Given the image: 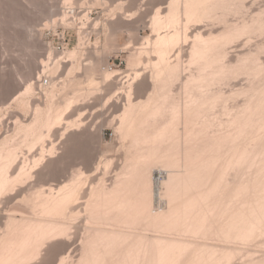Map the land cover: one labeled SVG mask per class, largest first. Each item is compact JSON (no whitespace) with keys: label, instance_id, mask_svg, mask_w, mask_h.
Returning a JSON list of instances; mask_svg holds the SVG:
<instances>
[{"label":"rangeland","instance_id":"374dc122","mask_svg":"<svg viewBox=\"0 0 264 264\" xmlns=\"http://www.w3.org/2000/svg\"><path fill=\"white\" fill-rule=\"evenodd\" d=\"M171 1L172 0H0V168L1 169L3 168L5 170V173L9 177V178L7 177V179L8 180L10 179L9 182H12L11 184L8 183L9 187L8 185L5 186L7 187L6 188L7 190L4 189L5 191L3 190L4 186L0 185V187H2V189H0V238L1 237L2 239L6 238L8 231H10L11 228L13 230V227L18 226L16 225V223L18 222V224H20L19 222L24 221V219L47 221V218L50 219L51 217H53L51 218L53 219V222L58 221V222H62V224L64 222V225H66V223H68L69 225V227L68 225H66L67 235L64 234L65 236L64 238H59L60 236H57L58 238L57 240L55 237L53 240H51L52 242L50 241L45 243L44 245L46 246L44 247L43 245L42 246L43 249L41 247L38 253V255L40 254L41 256L39 255L37 257L36 254L35 259L36 258L38 259L35 260L33 259L34 257H32L33 260L30 259L31 261L28 263L30 264H72L73 263L74 264L79 260L78 257L81 256L80 254L83 252L85 245L84 243H86L85 240H88L87 236L89 237V235L92 234L91 231L94 230L92 229V227L94 228L95 226L100 228V226L101 227L104 226L105 228L103 227L102 230L105 229L108 230L113 227L112 225H110L109 227V225L105 221L103 224L101 222L102 225L99 226L100 223H98V225L96 224L98 220H96L95 223L94 221H91L93 219H87L90 218L89 216L90 214L87 215V213L91 212L88 211L87 209H89L88 206L91 207V205L93 204L92 203L93 199L96 200L100 189L106 188V186L107 188H112L114 184H117L116 180L117 179L119 180L121 177L124 176V174L125 177L127 174H128L127 177L131 176V172H130L131 169L129 170V168H131L130 166L132 165V163L130 164V162H132V156L135 157V152L137 155L140 154L139 151L141 152V149L144 147L141 144H139L138 147L137 145H134L133 139L135 138V136L137 137L138 134L135 132V130H133L132 126H131L132 128L129 126V124L133 125L131 124L133 119L132 121L129 120V122L131 123L125 124L128 122L126 121L128 120L126 119L128 117L125 118L127 114L125 112V109L128 108L131 102H133V104L134 105L136 104L137 106L143 103L144 101L147 100L148 96L152 92H153L152 95H154L156 98L157 97L159 98L158 95H155L156 93L154 94V92L159 91L158 89L159 86H160V91L163 90L165 93L172 92L171 96L169 98H166L165 100V98L163 97L165 93L163 91H162L163 93L159 91L162 95L159 94V92L157 93L161 96L159 98L160 100L159 99L156 100L161 102L159 103L160 104L159 108L161 111L159 110L160 113L157 112V114L156 113L153 114V116L156 118H154L152 114H150L152 116V118L151 116H149V119L151 118L150 121L148 119L144 120L143 117H145V112H142L143 109L141 111H140L141 108H139L135 112L131 111L132 113H134V115L133 114L131 115L134 116V119L136 118L135 119L136 123L134 121L133 123L134 125L136 124L135 126L137 127V130L139 128L138 126H140V124L142 125L143 121L141 119H143L144 122L148 121L147 124L150 127L148 125H144V126L142 125L144 130L147 131L148 129L147 132L153 129L152 127L153 125L155 127L156 125L158 126L163 123L164 125H166V123L171 121L170 118H172L173 116V112L172 111L168 112V111L169 109L172 110L174 104L175 105L184 104L185 106V104L187 105L189 103L188 105H190L191 103L190 107L193 109L195 108V106H197V104L195 105L193 101H195L198 104L205 103L206 105L204 104V107L205 106L207 108L209 107V112L208 114L206 112L203 113V115L200 117L201 119L199 118L193 121L192 123L186 122L183 116L182 117L177 116L178 120H175V122H173L172 124L174 125L175 123H177L175 124V126L176 128H178L177 129L178 134L180 135L179 136L177 134V138L179 137L180 139L177 140L179 144L175 146L176 148L171 146L170 144L167 145L164 144L165 146L162 145L160 147V151L158 152L160 154L152 153L155 155V159L154 156L151 154V160L153 159L152 162L154 163L152 165L153 166L155 165V167H153L152 165L149 166L151 170L149 169V167H147L149 174L154 168L160 171H162L163 169V171L165 170L164 172L166 174L164 178L158 181V183L154 179L153 181H151V183L153 182L152 183L153 186L152 184L150 185V189L153 188L151 190L153 191L152 193H154L153 199H155L156 205L159 204L161 208L163 207V209H165L167 207V200L168 201L171 200V198H173L174 196L177 195L181 199L183 198L185 200L186 198H190L189 195L190 196L193 195L196 198L195 199L196 209L199 206L200 209L203 208L206 212L203 209H201L203 216L205 215L201 220L195 217L197 216L196 213L197 211L195 210L192 211L190 210V212L187 213L190 216H188L187 214H183L182 212L176 213V215H174L173 217L174 219L171 218L173 224H171V222L169 223V222H165V220H162L163 225L166 226V228L168 227L170 231H168V229H166L164 226L163 227L165 229L163 228L161 230L158 229L157 226L156 227L152 226L153 228L151 226H149V228L145 226H140L141 228L140 227L131 228L133 230L132 233L135 232L136 229V231L141 232V234L144 233L146 236H149V238H153V237L155 238L158 236L162 238L164 237L168 240L172 239L170 241L171 243H173L176 240L175 238H177L178 242L184 241V243L180 242V244L181 245L183 244L184 247L185 245H187L185 243L190 242V244L188 243L189 246L187 245L188 247L187 246L186 247L189 249L192 246L191 249L189 250V252L192 250L191 251L192 253L191 252L189 253L187 248H186L187 251L185 250V248L180 252L178 251L179 255H177V253L175 252L178 258L174 260L173 262L174 264L178 262V259L181 260L183 253L186 254L185 255L183 254L184 257L182 258L181 261L179 260V262H181L182 264H185V262L186 264H192L193 261L195 262V259L196 262L194 264L196 263L205 264V262L206 263L208 262V264H217V263L231 264L233 261H234L233 264H248V263L257 264L259 263V260L264 263V233H263L264 223H262V219L264 221V214H262L264 213L263 211L264 202H262L264 201L263 200L264 164H262L264 162L263 161L264 160V149H263L264 130L262 129L263 127L262 128L259 127L262 130L260 133H259L260 129L258 128L257 130V127L261 123H264V115H263L264 114V104H263L264 103V88H263L264 87V65H263L264 64V22H263L264 0H234V1L224 0V2L223 0L222 1L217 0L218 1V2L216 1L217 3L216 2H213V4L211 3V6L214 5V7L209 6L210 9L208 13L209 14L208 18L204 17L202 21L201 18L202 16L201 13L199 12L198 16L196 15V17L198 18L194 17V20L196 18L199 19V21L197 20L193 22V20H190L189 23L186 20L188 22L187 26L185 25L186 22L184 19L185 18L189 19V18H187L188 17L187 14H185V12L183 11L184 10L183 1H181L182 3L181 8L183 10L180 8L182 11V12L180 11V15L182 13L185 14L187 17L185 16L184 18L182 15V18H180L181 16L179 15V19H178L179 22L181 21L183 22V24L180 22L179 25L178 24L176 25L175 23L170 22L171 21L170 19H172L173 16L169 14V11L171 10L170 8ZM215 4L216 5L219 4V5L216 6ZM179 7L177 12L178 14L180 10ZM190 15L191 17H193L192 14ZM160 19H162L163 21H160ZM165 19L166 20L169 19L171 25L169 24V26L168 25L166 26L165 23L163 26H161L160 24L162 22L163 23L164 21L168 22ZM157 20L158 22L160 21L159 23L160 26L156 24ZM249 21L251 23H249ZM197 24L199 26L201 25V28H199ZM172 25L174 27L176 26V28H173ZM180 25L183 28L182 31L185 33L181 34L182 31H180L181 30ZM204 26L206 27L204 28ZM198 28L201 29L199 30L201 32L200 34L204 33L203 34L204 37L206 36L207 38V36L209 37L216 36L219 38L218 39L219 42L222 41L221 44L224 54L219 62L220 64L223 62L222 65L224 64V67H222L221 65V68L223 69H220V65H217L216 67L217 63H215L214 70L215 69L217 70L215 71L213 69H212L213 71L211 69L210 70L211 72H214V74H216L217 73L216 71H218L219 69L225 71L223 73L222 71L220 73L218 72L219 74H223L221 75V78L218 73H217V75L219 76L218 78H216L217 75L212 76V73H210L211 76H209V79L211 80V83L209 80V84H211L209 87L212 86L215 91L211 89L212 87L205 88L206 83L204 85L203 84L204 81L200 83L204 85L206 91L203 90L204 88H202L203 87L202 85H201L202 87H200V85L193 86L194 84L193 85L189 84L188 88L187 85L184 86L186 82L183 81H187L186 79L190 78L192 73L193 75L199 73L198 65L191 63L192 54H190V52L192 51L190 52L186 51L192 49L194 44L193 41H195V37H196L195 35L199 34ZM216 32L219 33L216 34ZM178 34L180 35V37L182 36V38L183 37L184 38L183 39L180 38ZM190 34L191 35L193 34L194 37H192ZM233 35L236 38V40L233 37ZM185 36H187L186 39ZM191 38L192 39L194 38V40H191ZM188 40H190L191 43L190 42L187 43ZM222 59H226V61ZM256 59L259 61H257ZM176 61H178L179 64L181 63L182 66L179 65L180 71H178L179 67L177 69L175 68L176 73L174 77L173 76L174 72H172L174 70L167 69L166 71H164L163 68L165 69L166 67L169 68V65L171 66L172 63L173 66H176L177 63ZM229 63L231 67H229L230 66ZM186 66H188V69H186L187 68ZM159 69H160V73L158 71ZM207 69L208 71H206L205 75H209L208 74L210 72L209 68ZM161 71H164V73L162 72L163 77L159 76L158 78L156 74L160 75ZM167 71H169L168 75L170 74L171 77L170 76L168 77V75H166ZM138 72L140 73V75L138 76V78H135ZM170 72L173 74H171ZM224 74H226L228 78ZM164 77L166 78L164 79ZM232 77L233 78L235 77V79H233ZM156 78L158 79V81L156 80ZM213 78L216 80H214ZM159 79L161 80L159 81ZM163 79L164 81L165 80L166 81L164 82ZM167 79L169 80V82ZM155 81L157 82V84ZM160 82H162L163 84L162 83L158 84ZM166 82L168 85L166 84ZM180 84H182L183 86H181ZM155 85L157 87V90H155L156 89ZM197 87L200 90H198ZM255 88L257 89L255 90ZM207 89L210 90L208 91ZM245 90L247 91L245 92ZM192 91H193V96H192ZM201 91H204L203 93H206L208 96L204 95ZM207 91L209 93L211 91V93L208 94ZM174 96H176L177 98H175ZM188 97H189V101L191 100L190 102L188 101ZM255 97H257L258 99ZM198 98L200 101L198 100ZM161 99L163 100L161 101ZM173 99L175 100L177 99V100L174 102ZM212 101L216 102L215 104L217 105H213L214 103ZM162 102H166L163 103L165 104L163 105L164 107L162 106ZM224 102L225 104H223ZM169 104L172 106H170ZM55 105L57 106L55 107ZM166 105L169 106L167 107ZM252 105L254 106L253 109L251 108L253 107ZM165 106L166 109L168 108L167 113L165 112L166 109L165 110L162 109L165 108ZM258 106L261 107L259 108L260 111H258ZM53 107L54 109L56 108L58 110L60 109V111L62 112L60 114L59 113L60 111H57V114L62 115V119L58 118L60 119V121L58 119L57 121H55L57 115L56 111L54 114L52 110H51L52 113L51 112L49 113L50 109H53ZM139 107H141V105H139ZM255 107L257 108L256 110ZM223 110L226 111V113ZM139 111L141 112V114L143 113L144 115V116L142 115L143 117L141 116ZM230 112L232 115L230 114ZM256 112L259 113V116L261 118L263 117L262 120L259 119L260 117L256 115L257 114ZM169 113H171L170 117L167 116ZM210 113L212 115H210ZM249 113L251 114V116L254 117V119L256 117L257 122L259 120H260L259 122L261 121L262 122L259 123V125H256L257 122L254 124L255 122L254 120L249 122V120H251ZM129 114L127 116H129L130 119L131 117ZM53 115L55 117L54 118L55 120L54 119L51 120ZM156 115L160 116V119H158L159 117H157ZM214 115L215 117H213ZM203 117H207L205 118L207 120L209 117V120L207 121ZM234 117L235 119L233 120L232 118ZM240 117H242L241 119L245 117H247L248 119L245 118L247 120L245 119L240 120ZM123 118L126 119V120L124 119L125 120L124 122H123ZM153 118L156 119V121H153ZM182 118L184 121L182 120ZM164 119H168L169 121L167 120V122H165L166 120ZM214 119L218 121L219 124ZM159 120L162 121V123ZM244 120L245 123L248 121L249 125L251 126L253 125L254 127L256 126L255 127L256 129L249 125L245 126ZM138 121L140 122L142 121V122L140 123ZM233 121H235V123ZM237 121L242 125L239 124ZM198 122L201 124L202 122L204 124L208 122L207 124H209L208 127L207 125H205V130L203 131L204 135L203 133L198 134L201 133L199 132V129L203 127L202 126L203 124L201 126L200 124H198L199 125L198 126L197 125ZM232 122L234 124H232ZM251 122L253 124H251ZM216 125L217 127L219 125L220 126L217 128ZM222 125L224 127H222ZM171 127L173 128V126ZM186 127H188L186 129L187 133H184V131L181 129L185 130ZM245 127H248L249 129L246 131ZM239 129L242 131H240ZM237 130L239 131V133L243 135V136L239 135L241 136V140L238 139L240 137L237 135L238 133ZM248 131H250V134ZM132 134H134L133 138H132L133 136ZM197 134L199 136H197ZM228 134L230 135V137ZM220 135L221 136L225 135L226 137L225 136L221 137ZM235 136L238 137L236 138L237 140L235 139ZM253 137L255 142L254 144L251 143ZM186 138H188L189 141ZM192 138L193 140L191 141L190 139ZM220 138H222V140L223 139H227V140H223L221 142ZM259 138L260 140H258ZM208 140L209 141L211 140V142H209ZM216 140L218 143L216 142ZM237 141L238 142L244 141V142L241 143L242 145L240 146V142L238 144ZM187 142L190 143L191 145L188 144ZM208 143H212V144H208ZM180 144L182 145L180 146ZM217 145H219V147ZM167 146L170 148L169 150ZM190 146L192 147L190 148ZM131 147L135 149L133 150ZM146 147L150 148L148 146ZM146 147L143 150H147ZM208 147L209 148L211 147L210 150ZM247 147H248V151H246ZM161 148H163V150ZM186 148L187 150H185ZM235 148L236 150L239 149L240 152L238 151L237 153ZM242 149L243 151H241ZM192 150H194L195 152L198 151L196 152L198 154L196 153L194 154L193 153L194 151ZM130 151L132 153V156L130 154ZM162 151L164 152L162 153ZM260 152L261 153L263 152V154H261ZM128 153L130 155H128L127 158L126 156ZM230 153H232L234 156L231 155ZM177 154L179 156H177ZM229 154L230 156H228ZM157 155L159 156V158ZM172 155L174 158L172 157ZM183 155L184 156L187 155V157H184ZM256 155L259 157H256ZM161 157H163V160L165 158L164 161L166 162H162L163 160H160L162 159ZM171 157L173 158V160ZM177 157L179 161L177 160ZM170 158L171 160H169ZM181 158L183 161H181ZM126 159L127 161H129L128 162L129 165H127ZM158 160H160L161 162ZM258 160H259V164H257ZM188 162L190 163L188 164ZM160 163L163 166L160 165ZM124 164L125 166L128 167V169L125 166L123 168L121 167ZM235 165H237L238 167ZM161 166L164 167L165 169L162 168ZM166 166L168 167V169ZM190 166H194V167H190ZM255 166L257 167V169ZM241 167L243 170H241ZM3 169L2 172L4 171ZM120 169L121 171L122 170L123 171L118 172ZM124 169H126V171ZM176 170L177 172H175ZM179 170L181 172H179ZM173 171L175 172L174 174L176 173L177 174L174 175L172 173ZM259 171L261 172L259 173ZM2 172H0L1 173L0 175L3 177L4 174ZM208 172L210 173L211 176L208 175L209 174ZM194 173L195 174L197 173L196 176ZM201 175H203L202 178L204 177L203 180L205 181L204 182L205 184L203 183ZM167 176L169 178L173 176L172 178H174L175 181L172 178L168 179ZM180 177L181 178L184 177L183 179L186 182L182 180ZM197 177H199L201 181L197 179ZM76 178H77L76 180L77 183H73ZM192 178L194 179V181ZM238 178H240L239 182L237 181ZM3 179L6 180V176L5 178L0 179L1 180L0 183L3 182L4 184H6L7 182H4L5 180L3 181ZM70 179L74 181L70 182ZM180 179L182 180V182L184 181L183 183L186 184L185 185L186 187L182 182L181 183L179 182L181 181ZM188 179H190L191 181L189 182ZM218 179L219 180L222 179L221 182H219ZM216 180H218L217 183ZM195 182L197 183L196 185ZM222 182L224 184H220ZM73 184H75V188L73 187L74 188L73 190H75L76 194L71 189L70 190L72 192L67 193L69 191V188L74 186ZM170 184L172 185L170 186ZM181 184L183 185L184 188L181 187ZM221 185H224V187ZM169 186L170 189L167 190L166 188H169ZM176 186L177 189L175 188ZM192 186L193 188L194 187L195 188L193 189ZM202 186L204 188H202ZM99 187L101 188L99 189ZM173 188L175 190H173ZM201 188L204 190L206 188L207 191L208 189L209 191L210 190L211 191L207 192L206 195V191L205 192L202 191ZM138 189L140 190V188ZM217 189L219 191H216ZM2 190L3 193L1 192ZM156 190H158V192ZM91 191L92 192L94 191L95 193L93 194ZM194 191L197 193H195ZM66 193L69 195L71 194L70 196H74L72 195V193L75 194V197L74 198L71 197L72 198V199L70 198L71 200H67L68 202L65 203L62 207V209H64L63 211L65 212L66 216L65 214H63L64 212L63 213L60 212V210H62L60 208L59 211L56 210V212L58 211L60 215L57 214L56 212L54 214V212L51 211H50L51 215L53 213L55 216L54 215L50 216V214L46 213L48 212L47 209L49 208L48 206H50L51 208L52 205L51 202H53L54 200L57 203L59 201V204L62 206L61 203L63 202H60V198L61 200L62 197L63 199L65 198L67 199V196L65 197V195H63ZM182 193H184L185 195ZM210 193H212V195ZM249 193L251 196L248 195ZM254 193L255 194L258 193L259 195L257 194L256 196ZM95 194L96 196H93ZM84 195L86 196L84 197ZM198 195H200V197H198ZM204 195L206 200L204 199ZM159 196L160 197L163 196L166 202L164 200L161 201L163 198L162 197L160 198ZM56 199L59 200L57 201ZM88 200H91L92 202ZM251 200H253V202H251ZM240 201L241 204L239 203ZM209 203H211V206H209L210 205ZM259 203L261 205H259ZM169 204H172V201ZM56 205L58 206V204ZM255 206L256 207L259 206L258 210ZM52 208H54L53 205ZM209 208L212 209L214 212L218 211V213L214 214V212H212V210H210ZM245 208L247 209L245 210ZM46 209L47 211H45ZM251 211L255 212V214L252 213ZM258 211L261 212L259 213ZM241 212H243V214ZM219 213L223 215H221L220 217ZM224 214H226L227 216ZM234 214L237 215L235 216ZM48 215L50 217H47ZM216 215L220 219L216 217ZM230 215L232 216L230 217ZM238 215L240 217H238ZM257 216L259 218H257ZM39 217H42V220H40L41 218L39 219ZM232 217L240 218L239 224L241 221L243 222L242 218L245 217L247 219L248 217L247 225L246 223L242 225L241 222V225L243 226L242 229L245 228L244 226H246L247 228H250L249 226H251L252 228L247 230L245 228V230L248 233L244 229L242 230V232L244 231L243 232L244 234H241L242 232L241 233L236 232L237 230H239L240 232L241 227L238 224V218H236L237 222L235 219L234 220L232 219L234 225L236 224L235 225L236 228L233 229L234 225L230 223L232 221L231 220ZM43 218H45L46 220ZM189 218H191V220L193 218V220L190 221ZM245 218L244 220H246ZM227 219H229V221ZM183 221L185 222L190 221L192 223L189 222L185 223ZM196 221L199 224L201 223L200 225H202V227L203 225L205 227V228L204 227L199 228V229L202 228L201 231L199 232V233L202 232V234L197 233L198 232L197 228L200 225ZM207 221L208 223H206ZM220 221H222V223ZM193 222L197 223L198 226L197 224H193ZM203 222L204 224H202ZM248 222H250L251 225L248 224ZM253 222L255 224H253ZM224 223L226 226L223 227ZM230 224H232V226ZM190 225L191 227H189ZM217 225L220 228L223 227V229H226L225 232L223 229L220 230V228ZM227 225L230 227H228ZM182 226L187 227V229H185V227L182 228ZM89 227L91 228V230L89 229ZM154 227L157 229L155 230ZM179 227H181V229L177 230V228ZM194 227H197L195 228L196 231L193 229ZM226 227L230 228L231 232L228 231L229 229H227ZM237 227H239L240 229ZM98 228H95V230ZM114 228L118 230H127L125 227H121V226H114ZM88 230L90 231L89 235L88 232H86ZM209 230L211 233L209 232ZM249 230H251V232H249ZM221 231H223V233ZM233 232L234 234H231ZM135 233L137 234V232ZM246 233H247L246 235L247 237L244 236ZM3 235L5 236L3 237ZM8 235L10 234L8 233ZM223 235L225 236L223 237ZM234 235H238V236L235 237ZM240 235H242L241 238H239ZM261 235H263L262 236L263 238L261 237ZM243 236L245 238H242ZM65 239L68 241H66ZM255 240H257L256 243ZM247 242H250L251 244ZM198 243L199 245H197ZM192 244L195 246H193ZM204 247H206L205 248L206 251L212 249L209 254L207 253V255H204L206 254ZM218 247L220 251L219 249H217ZM214 249L216 250L215 253L213 252ZM182 251L184 252L182 253ZM193 251L196 252L194 253ZM199 251L200 254H198ZM203 252L204 254H202ZM218 252H220L221 255ZM193 253L194 255H192ZM217 253L219 254V256H223V257L216 256L217 258L216 260L214 256L217 255ZM232 253L236 256V258ZM197 254L199 255V258L197 257L198 256ZM229 254L232 255L230 258H229L230 256ZM208 255L210 256L213 255V256L210 257ZM197 258L201 260L200 263H198L199 261H197ZM218 258L219 260L221 258V260L219 261ZM203 259L204 261H202ZM184 260L186 261L184 262ZM261 262L260 264H263Z\"/></svg>","mask_w":264,"mask_h":264},{"label":"bare ground","instance_id":"6f19581e","mask_svg":"<svg viewBox=\"0 0 264 264\" xmlns=\"http://www.w3.org/2000/svg\"><path fill=\"white\" fill-rule=\"evenodd\" d=\"M181 1H183V9L181 8L182 6V3H181ZM217 0H172L171 1V10L169 11V14L170 15H173L172 16V19H168V20H166V21H168V22H165L164 21V23L162 22L160 25L161 26H163L165 23H166V26L168 25L169 26V24H170V22H172V23H175L176 25L178 24H180V22H179V15H180V11H181V9L185 12V14H187V16L185 15V14H182L181 13V17L180 18H182V15H183V17L185 18V16L187 17V18H189V19H184L185 20V22H186V26L188 25V22L190 21V20H193V22H195V21H199V19H196V18H198V17H196V15L198 16V13L200 12L201 13V18H202V21H203V19H204V17H207L208 18V16H209V6L210 7H214V5L213 6H211V3L213 4V2H216ZM220 1V0H219ZM222 1V0H221ZM234 1V0H233ZM218 2V1H217ZM216 2V3H217ZM223 2H224V0H223ZM223 2H221V3H223ZM220 3V4H221ZM226 3V2H225ZM228 3V2H227ZM216 5V4H215ZM217 5H219V4H217ZM216 5V6H217ZM231 5V4H230ZM234 5V4H233ZM180 6V7H179ZM178 7H179V14L177 13L178 12ZM226 7H227V5H226ZM239 7V6H238ZM244 7V6H243ZM247 7V6H246ZM216 8V7H215ZM225 8V7H224ZM214 10V9H213ZM236 10V9H235ZM234 10V11H235ZM182 12V11H181ZM183 12V13H184ZM203 12V13H202ZM245 12V11H244ZM190 14H192L193 15V17H191V15ZM208 14V15H207ZM239 14H240V12H239ZM246 14V13H245ZM195 15V16H194ZM203 15H205V16H203ZM220 15H221V13H220ZM227 15V14H226ZM216 16V15H215ZM224 16V15H223ZM222 16V17H223ZM229 16V15H228ZM241 16V15H240ZM258 16V15H257ZM256 16V17H257ZM194 17H196L195 18V20H194ZM199 17H200V14H199ZM211 17V16H210ZM209 17V18H210ZM255 17V16H254ZM169 18V17H168ZM171 18V17H170ZM193 18V19H192ZM206 18V19H207ZM216 18V17H215ZM227 18V17H226ZM263 19V18H262ZM188 22H187V21ZM201 20V19H200ZM252 20V19H251ZM260 20V19H259ZM160 21H163L162 19H160ZM160 21L158 22V20L156 21L157 23V25L158 26H160L159 25V23H160ZM170 21V22H169ZM264 22V21H263ZM182 24H183V22H181ZM190 23V22H189ZM249 23H251L250 21H249ZM204 24H205V22H204ZM241 24V23H240ZM171 25V24H170ZM198 25V24H197ZM202 25H203V23H202ZM207 25V24H206ZM231 25V24H230ZM246 25V24H245ZM262 25V24H261ZM185 26V27H186ZM199 26V25H198ZM212 26V25H211ZM228 26V25H227ZM240 26V25H239ZM171 27V26H170ZM172 27L173 28H176V26L174 27L173 25H172ZM181 27V28H180ZM180 31H182L183 30V28H182V26L180 25ZM184 27V26H183ZM206 26H204V28H205ZM196 28V27H195ZM194 28V29H195ZM199 28H201V25L199 26ZM198 28V35H195L196 37H195V41H193L194 42V44H193V47L192 46H190V47H192V49L191 50H186V51H192V52H190V54H192L191 55V57H192V59H191V63L192 64H197L198 65V67H199V73L198 74H196V75H193V73H192V75H191V77L190 78H187L186 80L187 81H183V82H186L185 83V85L184 86H186L187 85V88L189 87V84L190 85H193V86H195V85H200V87H202V88H204V85H205V83H206V85L208 86H206L205 85V88H211V87H209L211 84H209V76H211L210 75V73H212V76H214V75H217V73L219 72H221L222 71V73L225 71V70H220V69H223V68H221V65H222V63L220 64V59L222 58V56H223V54H224V51H223V49H222V44H221V42H219L218 41V37H209V36H207V38H206V36L204 37L203 36V34L204 33H202V34H200L201 32L199 31V30H201V29H199ZM203 28V27H202ZM203 28V29H204ZM209 28V27H208ZM225 28V27H224ZM227 28V27H226ZM255 28V27H254ZM260 28H261V26H260ZM230 29V28H229ZM244 29V28H243ZM256 29V28H255ZM262 29H263V27H262ZM226 30V29H225ZM224 30V31H225ZM209 31V30H208ZM228 31V30H227ZM241 31V30H240ZM245 31H246V29H245ZM248 31V30H247ZM263 31V30H262ZM195 32V31H194ZM194 32H193V34H194ZM236 32H237V30H236ZM251 32V31H250ZM182 33H185V32H181V34ZM219 33V32H218ZM217 32H216V34H218ZM230 33V32H229ZM232 33V32H231ZM261 33V32H260ZM180 34V33H179ZM178 34V36L180 37V35ZM193 34L191 35L192 37H194L193 36ZM196 34V33H195ZM208 34H210V33H208ZM241 34V33H240ZM211 35H213V34H211ZM228 35V34H227ZM231 35V34H230ZM184 36V35H183ZM191 36H189V37H191ZM221 36H222V34H221ZM233 37H234V35H233ZM238 37V36H237ZM180 38H182V36L180 37ZM184 38V37H183ZM182 38V39H183ZM187 38V36H185V39ZM231 38H232V36H231ZM230 38V39H231ZM235 38V37H234ZM171 40V39H170ZM191 40H194V38L192 39L191 38ZM220 40H221V38H220ZM225 40H226V38H225ZM224 40V41H225ZM235 40H236V38H235ZM233 41V40H232ZM240 41V40H239ZM191 43V41L190 40H188V42L187 43ZM192 42V43H193ZM237 42V41H236ZM225 44V43H224ZM223 44V45H224ZM232 44V43H231ZM186 45H188V44H186ZM189 45H192V44H189ZM240 46V45H239ZM238 46V47H239ZM184 47V46H183ZM241 47V46H240ZM224 48V47H223ZM262 49V48H261ZM182 50H184V49H182ZM241 50V49H240ZM258 50V49H257ZM226 51V50H225ZM188 52V53H189ZM247 53V52H246ZM250 53V52H249ZM255 53V52H254ZM190 56V55H189ZM252 56V55H251ZM256 57V56H255ZM180 58V57H179ZM259 59V58H258ZM178 60H181V59H178ZM187 60V59H186ZM222 60H225L226 61V59H222ZM257 60V59H256ZM189 61H190V59H189ZM237 61V60H236ZM257 61H259V60H257ZM257 61H256V63H257ZM177 63H178V61H176ZM176 62H174V63H176ZM251 62V61H250ZM171 63V62H170ZM169 63V64H170ZM177 63H176V66H173V63L171 64V66L169 65V68L168 67H166V69L165 68H163L164 69V71H166L167 69H169V70H174V71H172V72H174V77H175V68L177 69L178 67V71H180V66L179 65H181V63L179 64L178 63V65H177ZM184 63V62H183ZM215 63H217L216 64V67H217V65H220V69L218 70V71H216L217 73L216 74H214V72H211V70L213 69L214 70V64ZM233 64V63H232ZM229 65H230V63H229ZM250 65V64H249ZM264 65V64H263ZM182 66V65H181ZM185 66V65H184ZM187 68L186 69H188V66H186ZM189 67H190V64H189ZM222 67H224V64L222 65ZM229 67H231V65L229 66ZM228 67V68H229ZM172 68V69H171ZM182 68V67H181ZM207 68H209V75H205L206 74V71H208V69ZM247 68V67H246ZM162 69V68H161ZM162 69V70H163ZM184 69H185V67H184ZM211 69V70H210ZM255 69V68H254ZM212 70V71H213ZM215 70H217V69H215ZM214 70V71H215ZM227 70V69H226ZM159 71V73H160V69L158 70ZM158 71H157V74H158ZM164 71H161V74L160 75H157L156 74V76L159 78V76L160 77H163L162 75V72L164 73ZM203 71V72H202ZM106 72V71H105ZM168 72L169 71H167V74L166 75H168ZM109 73V72H108ZM107 73V74H108ZM111 73V72H110ZM113 73V72H112ZM171 73V72H170ZM187 73V72H186ZM196 73H197V71H196ZM218 73V74H219ZM233 73V72H232ZM171 74H173V73H171ZM188 74V73H187ZM245 74V73H244ZM140 75V73L138 72L137 74H136V77L135 78H138V76ZM184 75H185V72H184ZM220 75V78H221V75H223V74H219ZM224 75H226V74H224ZM165 76V75H164ZM170 76V74L168 75V77ZM230 76H231V74H230ZM235 76V75H234ZM245 76V75H244ZM155 77V76H154ZM153 77V78H154ZM167 77V78H168ZM171 77V76H170ZM180 77H182V76H180ZM216 77V76H215ZM219 76L217 75V77L216 78H218ZM225 77V76H224ZM226 77H227V75H226ZM152 78V77H151ZM166 77H164V79H165ZM211 78V77H210ZM228 78V77H227ZM226 78V79H227ZM233 78V77H232ZM237 78V77H236ZM162 79V78H161ZM161 79H159V81L161 80ZM164 79H163V81H164ZM182 79V78H181ZM214 79V78H213ZM226 79H224V80H226ZM233 79H235V77L233 78ZM154 80V79H153ZM152 80V81H153ZM156 80L158 81V79L156 78ZM168 80V79H167ZM173 80V79H172ZM185 80V79H184ZM214 80H216V79H214ZM214 80H212V81H214ZM252 80V79H251ZM250 80V81H251ZM166 81V80H165ZM164 81V82H165ZM171 81V80H170ZM204 81V85L203 84H201L200 82H203ZM254 81V80H253ZM156 82V81H155ZM168 82H169V80H168ZM216 82V81H215ZM252 82V81H251ZM263 82V81H262ZM162 82H160V83H158V84H161ZM210 83H211V80H210ZM156 84H157V82H156ZM163 84V83H162ZM166 84H167V82H166ZM178 84V83H177ZM182 84H184V83H182ZM182 84H180L181 86H183ZM209 84V85H208ZM168 85V84H167ZM202 85V86H201ZM249 85V84H248ZM155 87H156V85H155ZM215 87V86H214ZM153 88H154V86H153ZM164 88V87H163ZM181 88V87H180ZM184 88H186V87H184ZM201 88V89H202ZM205 88L203 89V90H205ZM217 88V87H216ZM264 88V87H263ZM158 89H159V91H160V86L158 87ZM162 89V88H161ZM165 89H166V87H165ZM168 89V88H167ZM179 89V88H178ZM197 89H198V87H197ZM211 89H213V87L211 88ZM219 89V88H218ZM246 89V88H245ZM257 88H255V90H256ZM155 90H157V87H156V89ZM189 90V89H188ZM193 90V89H192ZM198 90H200V89H198ZM208 91L210 90V89H207ZM214 90V89H213ZM212 90V91H213ZM158 91V92H159ZM163 91V90H162ZM162 91H160V92H162ZM173 91V90H172ZM182 91V90H181ZM206 91V90H205ZM207 91V92H208ZM215 91V90H214ZM247 90H245V92H246ZM151 92V91H150ZM158 92H154V94L155 95H158L159 96V98L161 97L159 94H161L160 92H159V94H157ZM164 92V91H163ZM162 92V93H163ZM170 92V91H169ZM175 92V91H174ZM202 93L204 92V91H201ZM238 92V91H237ZM244 92V93H245ZM249 92V91H248ZM250 92H251V90H250ZM153 93V92H152ZM152 93L148 96V98H147V100L146 101H144L143 103H141V104H139V105H141V107H139V105L137 106L136 104V106L133 104V102H131L130 103V105L128 106V108H126L125 109V112L127 113L126 114V116H125V118L126 117H128V118H126V119H128V120H126L125 118H123V122L126 120V121H128L127 123H125V124H129V123H131V122H129V120H131L132 121V119H133V121L135 122V119H134V113H132V112H135L136 110H138L139 108H141L140 109V111L142 110V112H145V117H143L144 115H143V113L141 114V112L139 111V113L141 114V116L144 118V120H146V119H148L149 121L151 120V118H152V116H153V114H157V112H159L160 113V104L159 103H161V102H159V101H156L157 99H159L158 97L156 98L154 95H152ZM165 93V92H164ZM172 93V92H171ZM171 93H165V95L163 96L164 98H165V100H166V98H169L170 96H171ZM201 93V94H202ZM210 93H211V91H210ZM209 92H208V94H210ZM218 93V92H217ZM216 93V94H217ZM204 95H207L206 93H203ZM250 94V93H249ZM252 94V93H251ZM162 95V94H161ZM173 95H174V93H173ZM185 95H186V93H185ZM196 95V94H195ZM244 95V94H243ZM192 96H193V91H192ZM191 96V97H192ZM208 96V95H207ZM223 96V95H222ZM175 98H177L176 96H174ZM221 97V96H220ZM180 98V97H179ZM178 98V99H179ZM186 98V97H185ZM211 98H212V96H211ZM214 98V97H213ZM255 98H257V97H255ZM195 99V98H194ZM221 99V98H220ZM220 99H219V101H220ZM258 99V98H257ZM256 99V100H257ZM160 100V99H159ZM163 99H161V101H162ZM177 100V99H176ZM175 99H173V101L175 102L176 101ZM181 100V99H180ZM186 100V99H185ZM198 100H199V98H198ZM228 100V99H227ZM188 101H189V97H188ZM191 101V100H190ZM189 101V102H190ZM200 101V100H199ZM203 101V100H202ZM208 101V100H207ZM211 101V100H210ZM218 101V100H217ZM255 101V100H254ZM263 101V100H262ZM57 102V101H56ZM179 102V101H178ZM177 102V103H178ZM213 102V101H212ZM226 102V101H225ZM225 102L223 103V104H225ZM163 103H166V102H162V106L163 105H165V104H163ZM169 103V102H168ZM185 103H186V101H185ZM193 103H195V105L197 104V106H195V108H191L190 106H191V103H190V105H186L185 104V106H184V104L183 105H173V107H172V110L171 109H169V111L168 112H173V116H172V118H170V122H168V123H166V125H164V123L163 124H160V125H156V127L153 125L152 127H153V129H154V127H155V129L153 130V129H151V130H153V131H151L150 129V131L149 132H147L148 131V129H147V131L146 130H144V128L142 127V125L144 126V125H148L147 124V122L145 123L144 122V120L143 119H141L142 121V125L140 124V126H138L139 128H138V130H137V127L134 125V123H133V121H132V123L131 124H133V125H130L129 124V126L131 127H133V130H135V132L138 134H136L137 135V137L135 136V140L133 139V143H134V145H137V147H138V145L139 144H141L144 148L146 147V146H148V147H150V148H147V150H143L144 148H142L141 149V152L139 151V153L140 154H136V152H135V157H133L132 156V153H131V151H130V154H131V156H132V162H130V164L132 163V165L130 166L131 168H129V170L131 169V176H130V174H129V176L130 177H127V175H126V177H125V172L124 173H122V174H124V176L123 177H121L119 180L117 179L116 180V183L117 184H114V186L112 187V188H107V186H106V188H103V189H100L101 187H99V189L101 190H99V194H98V196H97V198H96V200H94L93 198H91V199H93V202L91 201V200H88V201H91L93 204L91 205V207L90 206H88V204H87V206H88V208L89 209H87L88 211H91V212H88L87 213V215L88 214H90L89 216H90V218H87V219H93V220H91V221H94L95 223H96V220H98V222L96 223L97 225H98V223H100L99 224V226L100 225H102L103 223H104V221L109 225V227H110V225H112L111 227L112 228H110V229H108V230H102V228L104 227V226H100V228H98V227H95L94 226V228L92 227V229H94L95 230V228H98V229H96L95 231L93 230V231H91L92 232V234L91 235H89V233H90V231L88 230V231H86V232H88V235H89V237L87 236V238H88V240H85L86 241V243H84L85 245H84V249H83V252L80 254L81 256H79L78 258H79V260L76 262V263H74V264H174L173 262H174V260H176L178 257H177V255H179L178 254V251L180 252L181 250H184V248H185V250H186V248L189 246V244H190V242H187V243H185V244H187V245H185V247L183 246V244L181 245L180 244V242L181 243H184V241H180V242H178L177 241V238H175L176 240V242L174 241L173 243H171L170 241L172 240H168V239H166V238H162V237H158L157 236V234H156V236L157 237H153V238H149V236H146L144 233H142L141 234V232H138V231H136V229H135V232H137V234L135 233V232H133L132 233V229L131 228H133V227H135V228H138V227H140V226H145V227H148L149 228V226H157V228L158 229H163L164 227L166 228V226H164L163 225V221L162 220H165V222H171V224H173L172 223V221H171V218L172 219H174L173 217H174V215H176V213H179V212H182L183 214H187L188 212H190V210L192 211V210H195V211H197L196 213H197V216H195V217H197L199 220H201V219H203V217L205 216H203V213H202V211H201V209H203V208H199V206H198V208L196 209V205H195V197L192 195V196H190L189 195V197L190 198H186L185 200L182 198H180V197H178L177 195L176 196H174L173 198H171V200H167V207L165 208V209H163V207L161 208L160 206H159V204L158 205H156L155 204V199H153V194L154 193H152L153 191H151L152 189H150V185L153 183H151V181H153V179L158 183V181L159 180H161L162 178H164L165 177V170L163 171V169H162V171H160V170H157L156 168H154L151 172H150V174H149V172H148V169H147V167H149V166H151L152 164H154L153 162H152V160H151V154L152 153H155V154H157L159 151H160V147L162 146V145H164V144H170L171 146H173V147H175L176 145H178L179 143H178V139H179V137L177 138V134H178V128H176V126H175V124H177V123H175L174 125L172 124L173 122H175V120H178L177 119V116H183V118H184V120L186 121V122H193V121H195V120H197V119H199L202 115H203V113H207L208 114V112H209V107L207 108L206 106L204 107V104L205 103H202V104H198V103H196L195 101H193ZM192 103V104H193ZM207 103V102H206ZM214 104L213 105H217V104H215L216 102H213ZM221 103V102H220ZM222 104V103H221ZM264 104V103H263ZM170 105V104H169ZM168 105V106H169ZM206 105V104H205ZM250 105V104H249ZM255 105V104H254ZM259 105V104H258ZM57 105H55V107H56ZM167 106V105H166ZM166 106H165V108H162V109H166ZM167 106V107H168ZM170 106H172V105H170ZM253 106V105H252ZM164 107V106H163ZM211 107H212V105H211ZM238 107H239V105H238ZM242 107V106H241ZM248 107V106H247ZM251 107V106H250ZM249 107V108H250ZM59 108V107H58ZM252 109L254 108V106L253 107H251ZM259 108H261V107H259L258 106V111H260L259 110ZM213 109H214V107H213ZM222 109H224V108H222ZM222 109H221V111H222ZM235 109V108H234ZM241 109V108H240ZM239 109V110H240ZM257 108L255 107V110H256ZM51 110H52V112H53V114L55 113V111H56V114H57V111H60V109L58 110L57 108L56 109H54V107H53V109H50V111H49V113L51 112ZM62 110V109H61ZM160 110V111H159ZM164 110H163V112H164ZM167 110H168V108L166 109V113H167ZM226 110V109H225ZM230 110V109H229ZM238 110V109H237ZM132 111V112H131ZM212 111V110H211ZM224 111V110H223ZM231 111V110H230ZM241 111V110H240ZM246 111V110H245ZM245 111H244V113H245ZM257 111V112H258ZM51 112V113H52ZM214 112H215V110H214ZM218 112V111H217ZM225 113H226V111H224ZM229 112V111H228ZM250 112H251V110H250ZM256 112V113H257ZM261 112H262V110H261ZM60 114L62 113L61 111L59 112ZM130 113V114H129ZM139 113H138V115H139ZM225 113H223V114H225ZM235 113V112H234ZM254 113V112H253ZM253 113H252V115H253ZM255 113V114H256ZM55 114V115H56ZM60 114H57L56 115V120L54 119L55 117H54V115H53V117H52V119L51 120H55V121H57V119L58 118H60V119H62V115H60ZM130 115V119H129V116H127V115ZM131 114H133V115H131ZM135 114H137V113H135ZM150 114H152V116L150 115ZM163 114V113H162ZM170 114L171 113H169L167 116H169L170 117ZM193 114V115H192ZM219 114H220V111H219ZM221 114H222V112H221ZM230 114H231V112H230ZM250 114V113H249ZM261 114V113H260ZM52 115V114H51ZM50 115V116H51ZM59 115V116H58ZM160 115V114H159ZM210 115H212L211 113H210ZM215 115H216V113H215ZM215 115L213 116V117H215ZM232 115V114H231ZM239 115H240V113H239ZM256 115H258L259 116V113H257ZM256 115H254V116H256ZM264 115V114H263ZM61 116V117H60ZM149 116H151V118L149 119ZM157 117H159L158 119H160V116H158V115H156ZM224 116V115H223ZM226 116H228V115H226ZM247 116V115H246ZM154 117V116H153ZM212 117V118H213ZM238 117V116H237ZM236 117V118H237ZM249 117V116H248ZM250 117H251V120H249V122L250 121H252V120H254L255 122H254V124L257 122L256 121V117H255V119H254V117L253 116H251V114H250ZM252 117H253V119H252ZM260 117V116H259ZM258 117V118H259ZM154 118H156V117H154ZM153 118V121H156V119H154ZM183 118H182V120H183ZM204 119L205 118H207V117H203ZM221 118V117H220ZM224 118V117H223ZM228 118H231V117H228ZM242 117H240V120H243V119H245V118H247V117H245V118H243V119H241ZM60 119H58L59 121H60ZM125 119V120H124ZM140 119V118H139ZM162 119V118H161ZM201 119V118H200ZM216 119V118H215ZM214 119V120H215ZM222 119V118H221ZM225 119V118H224ZM233 120L235 119V117L234 118H232ZM238 119V118H237ZM248 119V118H247ZM247 119H245V120H247ZM260 120H262L263 119V117L261 118H259ZM258 119V120H259ZM164 120H166L165 122H167V120L168 119H164ZM164 120H163V122H164ZM183 120V121H184ZM205 120H207V119H205ZM205 120H203V121H205ZM208 120H209V117H208ZM207 120V121H208ZM217 120H219V119H217ZM223 120V119H222ZM231 120V119H230ZM245 120H244V125L245 126H247V125H249V123H248V121L245 123ZM259 120V121H260ZM158 121V120H157ZM160 121V120H159ZM169 121V120H168ZM200 121V120H199ZM216 121V120H215ZM227 121V120H226ZM257 122L256 123V125H259V123H261V122ZM138 122H140V121H138ZM137 122V123H138ZM140 122V123H141ZM161 123H162V121H160ZM216 122H218V121H216ZM230 122V121H229ZM234 123H235V121H233ZM232 122V124H234ZM238 122V121H237ZM243 122V121H242ZM136 123V122H135ZM143 123H145V124H143ZM152 123V122H151ZM180 123V122H179ZM184 123V122H183ZM194 123H196V122H194ZM206 123V122H205ZM208 123V122H207ZM204 124L203 122H202V124L201 123H197V125L198 124H200V126L202 125L203 127H201L200 129H199V132H201V133H198V134H202L203 133V131L205 130V125H207V127H208V125L209 124ZM210 123H211V121H210ZM222 123H224V122H222ZM239 123V122H238ZM248 123V124H247ZM188 124V123H187ZM212 124H214V123H212ZM218 124H219V122H218ZM227 124V123H226ZM228 124H230V123H228ZM239 124H241V123H239ZM251 124H253L252 122H251ZM263 124V125H262ZM194 125V124H193ZM196 125V124H195ZM236 125V124H235ZM242 125V124H241ZM262 125V126H261ZM149 126V125H148ZM171 126H173V128L171 127ZM179 126V125H178ZM182 126V125H181ZM184 126V125H183ZM199 126V125H198ZM220 126V125H219ZM218 126V127H219ZM226 126V125H225ZM232 126V125H231ZM249 126H251V125H249ZM131 127V128H132ZM150 127V126H149ZM180 127V126H179ZM192 127V126H191ZM216 127H217V125H216ZM217 127V128H218ZM222 127H224L223 125H222ZM228 127V126H227ZM239 127H240V125H239ZM251 127H254L253 125L251 126ZM250 127V128H251ZM256 127V126H255ZM254 127V128H255ZM259 127H263L262 129L264 130V123H261L258 127H257V130H258V128ZM135 128V129H134ZM184 128V127H183ZM188 127H186L185 128V130L184 129H181V130H183L184 131V133H187V129ZM189 128H190V125H189ZM194 128V127H193ZM212 128V127H211ZM226 128V127H225ZM242 128H244V127H242ZM198 129V128H197ZM222 129V128H221ZM224 129V128H223ZM245 129H246V131L249 129L248 127H245ZM252 129V128H251ZM256 129V128H255ZM260 129V128H259ZM137 130V131H136ZM195 130V129H194ZM240 130V129H239ZM130 131V130H129ZM212 131V130H211ZM221 131V130H220ZM233 131V130H232ZM238 131V130H237ZM240 131H242V130H240ZM254 131V130H253ZM262 130L260 129L259 130V133L261 132ZM219 132V131H218ZM229 132V131H228ZM249 132V134H250V131H248ZM264 132V131H263ZM224 133V132H223ZM238 133H239V131H238ZM237 133V135L239 136V135H241V136H243L241 133H239L238 134ZM244 133V132H243ZM245 133H247V132H245ZM255 133V132H254ZM257 133V132H256ZM197 134V136H199ZM206 134V133H205ZM212 134V133H211ZM233 134V133H232ZM231 134V135H232ZM234 134H236V133H234ZM133 136H132V138L134 137V134H132ZM179 135V134H178ZM182 135V134H181ZM203 135H204V133H203ZM210 135V134H209ZM216 135H218V134H216ZM229 135V134H228ZM236 135V136H237ZM259 135V134H258ZM261 135V134H260ZM180 136V135H179ZM183 136V135H182ZM221 136V135H220ZM223 136V135H222ZM221 136V137H222ZM225 136V135H224ZM223 136V137H224ZM235 136V139L236 138H238V137H236ZM241 136H239L240 138H238V139H240L241 140ZM245 136V135H244ZM250 136V135H249ZM251 136H252V134H251ZM250 136V137H251ZM256 136H257V134H256ZM141 137V138H140ZM186 137V136H185ZM216 137V136H215ZM226 137V136H225ZM229 137H230V135H229ZM254 137H255V135H254ZM254 137H253V140H252V142L251 143H255L254 142ZM196 138V137H195ZM212 138V137H211ZM210 138V139H211ZM245 138V137H244ZM243 138V139H244ZM252 138V137H251ZM186 139H188V138H186ZM204 139V138H203ZM218 139V138H217ZM247 139V138H246ZM256 139V138H255ZM180 140V139H179ZM191 141L193 140V138L192 139H190ZM215 140V139H214ZM220 140H221V142L223 141V140H227V139H223L222 140V138H220ZM230 140V139H229ZM237 140V139H236ZM249 140H250V138H249ZM258 140H260V138L258 139ZM258 140H256V141H258ZM132 141V140H131ZM130 141V142H131ZM188 141H189V139H188ZM191 141H190V143H191ZM195 141H197V140H195ZM203 141V140H202ZM209 141V140H208ZM219 141V140H218ZM231 141V140H230ZM245 141V140H244ZM243 141V142H244ZM248 141V140H247ZM246 141V142H247ZM180 142V141H179ZM183 142H184V139H183ZM206 142V141H205ZM209 142H211V140L209 141ZM212 142H214V141H212ZM216 142H217V140H216ZM240 142V141H239ZM239 142L237 141V143L239 144ZM243 142H240V146L242 145L241 143H243ZM245 142V143H246ZM250 142V141H249ZM263 142V141H262ZM181 143V142H180ZM188 143V142H187ZM190 143H188V144H190ZM193 143V142H192ZM218 143V142H217ZM257 143V142H256ZM264 143V142H263ZM131 144V143H130ZM183 144V143H182ZM182 144H180V146L182 145ZM196 144V143H195ZM202 144V143H201ZM208 144H212V143H208ZM223 144H224V142H223ZM229 144V143H228ZM233 144H234V142H233ZM232 144V145H233ZM250 144V143H249ZM258 144V143H257ZM187 145V144H186ZM191 145V144H190ZM200 145V144H199ZM206 145V144H205ZM252 145V144H251ZM251 145H250V147H251ZM133 146V145H132ZM165 146V145H164ZM207 146V145H206ZM215 146V145H214ZM213 146V147H214ZM218 147H219V145H217ZM229 146V145H228ZM236 146V145H235ZM238 146V145H237ZM248 146V145H247ZM254 146V145H253ZM136 147V146H135ZM192 146H190V148H191ZM195 147V146H194ZM202 147V146H201ZM217 147V148H218ZM245 147V146H244ZM258 147V146H257ZM261 147V146H260ZM130 148V147H129ZM132 148V147H131ZM165 148V147H164ZM167 148H168V150L170 149L168 146H167ZM176 148V147H175ZM181 148V147H180ZM198 148V147H197ZM203 148V147H202ZM209 148V147H208ZM211 148V147H210ZM210 148H209V150H210ZM239 148H242V147H239ZM133 149V148H132ZM135 149V148H134ZM133 149V150H134ZM140 149V148H139ZM162 150H163V148H161ZM213 149V148H212ZM245 149V148H244ZM257 149V148H256ZM262 149V148H261ZM263 149H264V147H263ZM167 150V151H168ZM178 150V149H177ZM180 150H182V149H180ZM180 150H179V153H180ZM185 150H187V148L185 149ZM195 150V149H194ZM194 150H192V151H194ZM235 150H236V148H235ZM252 150H254V149H252ZM171 151V150H170ZM238 151H239V149L238 150H236V152L238 153ZM241 151H243V149L241 150ZM246 151H248V147H247V150ZM260 151V150H259ZM127 152V151H126ZM164 151H162V153H163ZM182 152H184V151H182ZM196 152H198V151H196ZM195 151L193 152L194 154L196 153ZM199 152H200V149H199ZM203 152V151H202ZM209 152V151H208ZM216 152V151H215ZM232 152H233V150H232ZM236 152H235V154H236ZM240 152V151H239ZM134 153V152H133ZM138 153V152H137ZM168 153V152H167ZM174 153V152H173ZM176 153H177V151H176ZM175 153V154H176ZM192 153V152H191ZM192 153V154H193ZM259 153V152H258ZM261 153V152H260ZM129 153L127 154V158H128V155H130ZM158 154H160V153H158ZM170 154H171V152H170ZM196 154H198V153H196ZM201 154V153H200ZM208 154V153H207ZM211 154H212V152H211ZM221 154V153H220ZM231 155H233L232 153H230ZM230 154L228 155V156H230ZM239 154H241V153H239ZM245 154V153H244ZM249 154V153H248ZM261 154H263V152L261 153ZM126 155V154H125ZM134 155V154H133ZM153 156H154V159H155V155L154 154H152ZM182 155V154H181ZM219 155V154H218ZM251 155V154H250ZM152 156V157H153ZM158 156V155H157ZM156 156V157H157ZM162 156V155H161ZM177 156H179L178 154H177ZM184 156V155H183ZM183 156H182V158H183ZM189 156H190V154H189ZM188 156V157H189ZM194 156V155H193ZM202 156V155H201ZM212 156H213V154H212ZM234 156V155H233ZM232 156V157H233ZM236 156V155H235ZM241 156V155H240ZM244 156V155H243ZM255 156V155H254ZM164 157V156H163ZM163 157H161L162 159H160V160H163ZM170 157V156H169ZM172 157H173V155H172ZM171 157V158H172ZM181 157V156H180ZM184 157H187V155L186 156H184ZM198 157V156H197ZM216 157V156H215ZM239 157V156H238ZM245 157V156H244ZM256 157H259V156H257L256 155ZM262 157V156H261ZM131 158V157H130ZM158 158H159V156H158ZM157 158V159H158ZM171 158L169 159V160H171ZM174 158V157H173ZM173 158H172V160H173ZM176 158V157H175ZM182 158H181V161H183L184 160V158H183V160H182ZM190 158V157H189ZM208 158V157H207ZM231 158V157H230ZM240 158V157H239ZM249 158V157H248ZM252 158V157H251ZM125 159V158H124ZM191 159H193V158H191ZM215 159H217V158H215ZM220 159V158H219ZM229 159V158H228ZM228 159H226V160H228ZM235 159H236V157H235ZM234 159V160H235ZM247 159V158H246ZM255 159V158H254ZM259 159V158H258ZM262 159V158H261ZM130 160V159H129ZM160 160H158V161H160ZM164 160H165V158H164ZM162 161V162H166V161ZM176 160V159H175ZM177 160H178V157H177ZM176 160V161H177ZM186 160V159H185ZM188 160V159H187ZM210 160H212V159H210ZM230 160V159H229ZM240 160V159H239ZM239 160H238V162H239ZM250 160V159H249ZM248 160V161H249ZM257 160V159H256ZM131 161V160H130ZM155 161V160H154ZM157 161V162H158ZM179 161V160H178ZM195 161V160H194ZM236 161H237V159H236ZM251 161V160H250ZM264 161V160H263ZM124 162V161H123ZM128 162L129 161H127V159H126V163H127V165H129L128 164ZM161 162V161H160ZM169 162V161H168ZM167 162V163H168ZM175 162V161H174ZM197 162V161H196ZM200 162V161H199ZM213 162V161H212ZM217 162V161H216ZM227 162V161H226ZM233 162V161H232ZM245 162V161H244ZM261 162V161H260ZM125 163V162H124ZM172 163H173V161H172ZM171 163V164H172ZM183 163V162H182ZM190 162H188V164H189ZM195 163V162H194ZM228 163V162H227ZM241 163V162H240ZM252 163V162H251ZM254 163V162H253ZM262 163V162H261ZM137 164H140V165H137ZM159 164V163H158ZM157 164V165H158ZM169 164V163H168ZM178 164H179V162H178ZM187 164V163H186ZM202 164V163H201ZM257 164H259V160H258V163ZM262 164H264V162L262 163ZM160 165H162L161 163H160ZM173 165V164H172ZM184 165V164H183ZM205 165V164H204ZM231 165H232V163H231ZM234 165V164H233ZM241 165V164H240ZM244 165V164H243ZM120 166V165H119ZM125 166V164L124 165H122L121 167L123 168ZM140 166V167H139ZM153 166V165H152ZM159 166V165H158ZM163 166V165H162ZM161 166V167H162ZM165 166V165H164ZM226 166H227V164H226ZM229 166H230V163H229ZM228 166V167H229ZM235 166H237V165H235ZM125 167H127V166H125ZM153 167H155V165L153 166ZM157 167V166H156ZM161 167H159V168H161ZM167 167V166H166ZM175 167V166H174ZM173 167V168H174ZM178 167V166H177ZM181 167V166H180ZM190 167H194V166H190ZM196 167H198V166H196ZM206 167V166H205ZM207 167H208V165H207ZM206 167V168H207ZM224 167V166H223ZM238 167V166H237ZM240 167V166H239ZM248 167V166H247ZM246 167V168H247ZM256 167V166H255ZM254 167V168H255ZM142 168V169H141ZM162 168H164V167H162ZM185 168V167H184ZM186 168H189V167H186ZM214 168V167H213ZM225 168V167H224ZM224 168H223V170H224ZM246 168H245V171H246ZM1 169V168H0ZM3 169V168H2ZM2 169L0 170V172H2ZM127 169H128V167H127ZM145 169H147V170H145ZM149 169H150V167H149ZM165 169V168H164ZM167 169H168V167H167ZM208 169V168H207ZM226 169V168H225ZM256 169H257V167H256ZM261 169V168H260ZM4 170V169H3ZM116 170H118V169H116ZM125 171H126V169H124ZM129 170H127V171H129ZM151 170V169H150ZM194 170V169H193ZM205 170V169H204ZM212 170V169H211ZM222 170V171H223ZM227 170V169H226ZM241 170H243L242 169V167H241ZM255 170V169H254ZM262 170V169H261ZM121 171V169L118 171V172H120ZM123 171V170H122ZM121 171V172H122ZM190 171V170H189ZM202 171V170H201ZM236 171V170H235ZM239 171V170H238ZM116 172V171H115ZM167 172V171H166ZM170 172V171H169ZM175 172H177V170L175 171ZM174 171L172 172L173 174L175 173ZM179 172H181L180 170H179ZM183 172H184V170H183ZM229 172V171H228ZM254 172V171H253ZM261 171H259V173H260ZM3 174H4V176L2 177L1 175H0V179H2V178H5V176H6V180L5 179H3V181L4 182H7L6 184H4L3 182L2 183H0V185L2 186H4V188H3V190L5 189V190H7L6 188L7 187H5V186H7L8 185V183H12V182H9L10 181V179L8 180L7 179V177H8V175L5 173V170L2 172ZM191 173V172H190ZM198 173H199V171H198ZM209 173V172H208ZM221 173H223V172H221ZM226 173V172H225ZM242 173H243V171H242ZM1 174V173H0ZM6 174V175H5ZM118 174V173H117ZM120 174V173H119ZM177 174V173H176ZM176 174H174V175H176ZM181 174V173H180ZM184 174V173H183ZM183 174H182V176H183ZM195 174V173H194ZM197 174V173H196ZM196 174H195V176H196ZM202 174V173H201ZM205 174V173H204ZM228 174V173H227ZM236 174V173H235ZM245 174H246V172H245ZM121 175V174H120ZM169 175H170V173H169ZM168 175V176H169ZM187 175V174H186ZM208 175H210V173L208 174ZM232 175V174H231ZM234 175V174H233ZM117 176V175H116ZM122 176V175H121ZM154 176H155V178H154ZM167 176V177H168ZM192 176V175H191ZM202 176L203 175H201V178H202ZM211 176V175H210ZM223 176V175H222ZM261 176V175H260ZM263 176V175H262ZM2 177V178H1ZM75 177V176H74ZM78 177V176H77ZM173 176H171L170 178H172ZM208 177V176H207ZM224 177V176H223ZM222 177V178H223ZM228 177V176H227ZM231 177V176H230ZM230 177H229V179H230ZM240 177V176H239ZM242 177V176H241ZM250 177V176H249ZM259 177V176H258ZM9 178V177H8ZM169 177H168V179H170ZM181 178V177H180ZM184 178V177H183ZM183 178H181L182 180H184ZM186 178V177H185ZM194 178V177H193ZM192 178V179H193ZM206 178V177H205ZM221 178V177H220ZM219 178V179H220ZM245 178V177H244ZM167 179V178H166ZM172 179H174V178H172ZM171 179V180H172ZM180 179V180H181ZM197 179H199L200 180V178L199 177H197ZM196 179V180H197ZM204 179V177L202 178V180ZM212 179V178H211ZM218 179V180H219ZM239 179L240 178H238L237 179V181L239 182ZM76 180H77V178L75 179V181L74 180H71L70 179V182L71 181H74L73 183H77L76 182ZM79 180V179H78ZM182 180L181 181H179L180 183L182 182ZM208 180V179H207ZM218 180H216V183H217V181ZM222 180V179H221ZM221 180H219V182H221ZM225 180V179H224ZM227 180V179H226ZM232 180V179H231ZM263 180V179H262ZM1 181V180H0ZM102 181H104V180H102ZM174 181H175V179H174ZM173 181V182H174ZM185 181V180H184ZM183 181V182H184ZM188 181L190 182L191 180L190 179H188ZM193 181H194V179H193ZM198 181V180H197ZM196 181V182H197ZM201 181V180H200ZM199 181V182H200ZM241 181V180H240ZM79 182V181H78ZM113 182V181H112ZM171 182V181H170ZM182 182V183H183ZM186 182V181H185ZM195 182V185L197 184ZM205 181L203 180V183H204ZM229 182V181H228ZM227 182V183H228ZM234 182V181H233ZM245 182V181H244ZM257 182V181H256ZM101 183V182H100ZM100 183H99V186H100ZM169 183V182H168ZM194 183V182H193ZM202 183V184H203ZM226 183V182H225ZM235 183V182H234ZM263 183V182H262ZM103 184V183H102ZM113 184V183H112ZM176 184V183H175ZM174 184V185H175ZM184 184V183H183ZM201 184V185H202ZM205 184V183H204ZM203 184V185H204ZM208 184V183H207ZM213 184V183H212ZM211 184V185H212ZM214 184H215V181H214ZM220 184H224L223 182L222 183H220ZM254 184V183H253ZM71 185H72V183H71ZM74 186H70L71 188H69L68 186V188H69V191L67 192V193H71L72 191H74V193H75V190H73L74 188H75V184H73ZM155 185V184H154ZM172 184H170V186H171ZM173 185V186H174ZM186 184H184V186H185ZM217 185V184H216ZM236 185H238V184H236ZM248 185V184H247ZM256 185V184H255ZM152 186H153V184H152ZM168 186V185H167ZM166 186V187H167ZM170 186H169V188H166L167 190L168 189H170ZM178 186V185H177ZM177 186L175 187L176 189H177ZM205 186V185H204ZM221 186H223L224 187V185H221ZM240 186V185H239ZM262 186V185H261ZM8 187H9V185H8ZM74 187V188H73ZM111 187V186H110ZM181 187H183V185L181 184ZM186 187V186H185ZM215 187V186H214ZM220 187V186H219ZM243 187V186H242ZM138 188H140V190L138 189ZM156 188V187H155ZM180 188V187H179ZM184 188V187H183ZM182 188V189H183ZM189 188H190V186H189ZM192 188H193V186H192ZM191 188V189H192ZM195 188V187H194ZM193 188V189H194ZM197 188H198V185H197ZM200 188V187H199ZM202 188H204L203 186H202ZM201 188V189H202ZM246 188V187H245ZM248 188V187H247ZM251 188V187H250ZM249 188V189H250ZM255 188H256V186H255ZM260 188V187H259ZM263 188V187H262ZM0 189H2V187H0ZM72 191H71V190ZM97 189V188H96ZM158 189V188H157ZM187 189V188H186ZM214 189V188H213ZM212 189V190H213ZM239 189V188H238ZM244 189V188H243ZM242 189V190H243ZM254 189V188H253ZM3 190L1 191L2 193H3ZM4 190V191H5ZM92 190H94V189H92ZM98 190V189H97ZM166 190V191H167ZM173 190H175L174 188H173ZM172 190V191H173ZM185 190V189H184ZM263 190V189H262ZM157 192H158V190H156ZM192 191V190H191ZM197 191V190H196ZM199 191V190H198ZM202 191H206V195H207V192H210L209 191V189H208V191L206 190V188H205V190L204 189H202ZM216 191H219L218 189L216 190ZM222 191H223V189H222ZM234 191V190H233ZM240 191V190H239ZM245 191H246V189H245ZM252 191V190H251ZM92 192V191H91ZM169 192V191H168ZM174 192V191H173ZM172 192V193H173ZM182 192V191H181ZM185 192V191H184ZM186 192H188V191H186ZM195 192V191H194ZM201 192V191H200ZM199 192V193H200ZM213 192V191H212ZM227 192V191H226ZM255 192V191H254ZM260 192V191H259ZM258 192V193H259ZM63 194V195H65V197L67 196V199L65 200V199H63V197H62V200H61V198H60V202H63V203H61L62 204V206L59 204V199L57 200L58 201V203L54 200L53 202H51L52 203V205H53V207L54 208H56V209H54V208H52V205H51V208H50V206H48L49 208H47L48 209V212H46V213H48V214H50V216H52V215H54L55 214V212H56V210H60V209H62V207H63V205L65 204V203H67L68 201L67 200H71L72 198H74L75 197V194L74 193H72V195H74V196H70L69 194ZM93 194L95 193L94 191L92 192ZM165 193V192H164ZM163 193V194H164ZM170 193V192H169ZM195 193H197V192H195ZM215 193V192H214ZM218 193V192H217ZM222 193V192H221ZM225 193V192H224ZM253 193V192H252ZM258 193H254L256 196H257V194ZM97 194V193H96ZM96 194L95 195H93V196H96ZM171 194V193H170ZM176 194V193H175ZM182 194H184V193H182ZM188 194V193H187ZM186 194V195H187ZM190 194V193H189ZM211 195H212V193H210ZM223 194V193H222ZM241 194V193H240ZM244 194V193H243ZM260 194V193H259ZM258 194V195H259ZM62 195V196H63ZM92 195V194H91ZM91 195H90V197H91ZM173 195V194H172ZM171 195V196H172ZM185 195V194H184ZM184 195H181V196H184ZM201 195V194H200ZM200 195H198V197H200ZM216 195V194H215ZM226 195V194H225ZM248 195H250V193L248 194ZM254 195V196H255ZM262 195V194H261ZM260 195V196H261ZM70 196V197H69ZM82 196V195H81ZM86 195H84V197H85ZM156 196V195H155ZM164 196V195H163ZM163 196H161L162 198H163ZM170 196V197H171ZM180 196V195H179ZM251 196V195H250ZM72 197V198H71ZM160 197V196H159ZM160 197V198H161ZM166 197H168V196H166ZM188 197V196H187ZM197 197V196H196ZM208 197V196H207ZM215 197V196H214ZM232 197V196H231ZM262 197V196H261ZM263 197H264V194H263ZM71 198V199H70ZM156 198V197H155ZM202 198H203V196H202ZM209 198V197H208ZM90 199V198H89ZM159 199V198H158ZM204 199H205V195H204ZM214 199V198H213ZM222 199V198H221ZM252 199V198H251ZM63 200H65V201H63ZM164 200V198L161 200V201H163ZM199 200V199H198ZM206 200V199H205ZM215 200V199H214ZM237 200V199H236ZM259 200V199H258ZM263 200H264V198H263ZM95 201V202H94ZM165 201V200H164ZM171 201H172V204H169V203H171ZM204 201V200H203ZM210 201V200H209ZM166 202V201H165ZM206 202V201H205ZM232 202V201H231ZM246 202V201H245ZM251 202H253V200H251ZM250 202V203H251ZM258 202V201H257ZM262 202H264V201H262ZM3 203V202H2ZM46 203V202H45ZM50 203V202H49ZM58 204V206L56 205V204ZM85 203V202H84ZM89 203V202H88ZM160 203V202H159ZM240 204H241V201L239 202ZM198 204H200V203H198ZM210 204V205H209ZM209 204H207V205H209V206H211V203H209ZM235 204H236V202H235ZM55 205V206H54ZM163 205V204H162ZM206 205V206H207ZM213 205V204H212ZM226 205V204H225ZM224 205V206H225ZM253 205V204H252ZM259 205H261L260 203H259ZM264 205V204H263ZM61 206V207H60ZM208 206V207H209ZM219 206V205H218ZM58 207V208H57ZM201 207H203V206H201ZM215 207V206H214ZM221 207V206H220ZM227 207V206H226ZM229 207V206H228ZM245 207H247V206H245ZM248 207H249V205H248ZM252 207V206H251ZM256 207V206H255ZM259 207V206H258ZM258 207H256L257 208V210H258ZM60 208V209H59ZM224 208V207H223ZM240 208H241V206H240ZM239 208V209H240ZM47 209L45 210V211H47ZM50 209H52V210H54V211H52V210H50ZM210 209V208H209ZM214 209V208H213ZM217 209V208H216ZM233 209V208H232ZM247 208H245V210H246ZM252 209H255V208H252ZM260 209V208H259ZM262 209V208H261ZM64 209H62V210H60V212H64L63 211ZM204 210V209H203ZM208 210V209H207ZM210 210H212V209H210ZM220 210V209H219ZM227 210V209H226ZM54 212V214L52 213V215H51V212ZM56 212L57 214H59V212ZM205 211V210H204ZM224 211H225V209H224ZM223 211V212H224ZM240 211V210H239ZM238 211V212H239ZM263 211H264V209H263ZM50 212V213H49ZM206 212V211H205ZM212 212H214L213 210H212ZM222 212V213H223ZM232 212V211H231ZM246 212V211H245ZM252 212V211H251ZM259 212V211H258ZM257 212V213H258ZM261 212V211H260ZM259 212V213H260ZM193 213V212H192ZM217 214L218 213V211L217 212H214V214ZM221 213V212H220ZM219 213V214H220ZM225 213V212H224ZM242 214H243V212H241ZM252 213H254L255 214V212H252ZM56 214V215H57ZM63 214H65V212L63 213ZM210 214V213H209ZM208 214V215H209ZM247 214V213H246ZM262 214H264V213H262ZM60 215V214H59ZM69 215V214H68ZM188 216H190L189 214H187ZM221 215H223V214H220V217H221ZM224 215H226V214H224ZM235 216L237 215V214H234ZM241 215V214H240ZM250 215H252V214H250ZM259 215V214H258ZM49 215L47 216V217H50ZM55 216V215H54ZM64 216V215H63ZM65 216H66V214H65ZM207 216V215H206ZM211 216V215H210ZM227 216V215H226ZM232 215H230V217H231ZM255 216V215H254ZM253 216V217H254ZM261 216V215H260ZM56 217H58V216H56ZM62 217V216H61ZM60 217V218H61ZM68 217V216H67ZM194 217V216H193ZM194 217V218H195ZM216 217H218L217 215H216ZM229 217V216H228ZM229 217V218H230ZM238 217H240L239 215H238ZM238 217H236V218H238ZM246 217V216H245ZM244 217V218H245ZM22 218H25V217H22ZM28 218V217H27ZM32 218H34V217H32ZM41 218V219H40ZM51 218H53V217H51ZM48 219L47 218V221H38V220H25L24 219V221H20L19 223L20 224H18V222L16 223V225H18L17 227H13V230H12V228L10 229V231H8V233L10 234V235H8V233H7V235H6V238H3L2 239V237L0 238L1 240H0V264H26V263H28V262H30L31 260L30 259H32V257H34L33 259H35V257L37 256H39L38 255V253H39V251H40V249H41V247L45 244V243H47V242H50L51 240H53L55 237H56V240L58 239L57 238V236H60L59 238H64L65 236H64V234L65 235H67V233H66V231H67V226L66 225H68V223H66V225H64V222H63V224H62V222H58V221H56V222H53V219ZM63 218V217H62ZM66 218V217H65ZM162 218H164V219H162ZM206 218H209V217H206ZM219 218V217H218ZM236 218H234V217H232L231 218V220L233 219H235L236 220ZM244 218H242V220H243V222H242V225H244V223H246V225H247V219H248V217H247V219L246 220H244ZM257 218H259L258 216H257ZM37 219V218H36ZM39 219L40 220H42V217H39ZM43 219H45V218H43ZM86 219V220H87ZM190 219V221H192L193 220V218H192V220H191V218H189ZM197 219V220H198ZM213 219V218H212ZM215 219V218H214ZM220 219V218H219ZM253 219V218H252ZM261 219V218H260ZM21 220H23V219H21ZM46 220V219H45ZM48 220H50V221H48ZM65 220V219H64ZM186 220V219H185ZM196 220V219H195ZM205 220V219H204ZM216 220H217V218H216ZM228 221H229V219H227ZM233 220L230 222V223H232L233 225H234V223H233ZM239 220H240V218H238V224H239ZM67 221V220H66ZM90 221V220H89ZM190 221H186V222H189V223H192V222H190ZM223 221V220H222ZM222 221H220L221 223H222ZM244 221H246V222H244ZM251 221V220H250ZM254 221H255V219H254ZM259 221V220H258ZM68 222V221H67ZM93 222V223H94ZM101 222H102V224H101ZM183 222H185V221H183ZM185 222V223H186ZM197 222V221H196ZM200 222V221H199ZM205 222V221H204ZM204 222L202 223V224H204ZM209 222H210V220H209ZM214 222H215V220H214ZM236 222H237V220H236ZM241 222H240V227H241V229L239 228V227H237V228H239L240 229V232H239V230H237L236 232H238V233H241L242 232V230L244 229L245 230V228H246V230L247 229H251L252 227L251 226H249L250 228H247L246 226H244L245 228H243L242 229V225H241ZM69 223H70V221H69ZM87 223H88V221H87ZM175 223H176V221H175ZM198 223V222H197ZM197 223H194L193 222V224H197ZM206 223H208V221L206 222ZM217 223V222H216ZM220 223V224H221ZM262 223H264V221H263V219H262ZM86 224V223H85ZM107 224H105V225H107ZM165 224V223H164ZM181 224V223H180ZM188 224V223H187ZM193 224H192V226H193ZM199 224V223H198ZM198 224H197V226H198ZM201 224V223H200ZM199 224V225H200ZM210 224V223H209ZM219 224V223H218ZM232 224H230L231 226H232ZM248 224H250V222H248ZM253 224H255L254 222H253ZM252 224V225H253ZM15 225V226H16ZM189 225V224H188ZM236 225V224H235ZM234 225V226H235ZM238 225V226H239ZM251 225V224H250ZM114 226H121V227H125L127 230H129V231H127V230H118V229H116V228H114ZM164 226V227H163ZM168 226V225H167ZM181 226V225H180ZM213 226V225H212ZM216 226V225H215ZM218 226V225H217ZM224 226H226L225 225V223H224V225H223V227ZM228 226V225H227ZM233 226V229L234 228H236V226L234 227ZM68 227H69V225H68ZM73 227V226H72ZM150 227V228H151ZM154 227V228H155ZM170 227V226H169ZM171 227H172V225H171ZM185 227V226H184ZM183 226H182V228H184ZM189 227H191V225L189 226ZM189 227H188V229H189ZM200 227H202V225H200L198 228L197 227H194L193 229L196 231V229L195 228H197L198 229V234H202V232L201 233H199L200 231H201V229L204 227V225H203V227L201 228V229H199ZM211 227V226H210ZM209 227V228H210ZM219 227V226H218ZM217 227V228H218ZM223 227H219L220 228V230L221 229H223ZM228 227H230V226H228ZM262 227V226H261ZM260 227V228H261ZM264 227V226H263ZM105 228V227H104ZM141 228V227H140ZM153 228V227H152ZM157 228H155V230L157 229ZM164 228V229H165ZM205 228V227H204ZM206 228H208V227H206ZM212 228V227H211ZM210 228V229H211ZM227 228V227H226ZM259 228V229H260ZM89 229L91 230V228L89 227ZM144 229V228H143ZM166 229H168V227L166 228ZM178 229H181V227H179V228H177V230ZM185 229H187V227H185ZM184 229V230H185ZM227 229H229L228 231H230V228H227ZM256 229V228H255ZM258 229V230H259ZM153 230V229H152ZM174 230H176V229H174ZM212 230V229H211ZM217 230V229H216ZM224 230V232H225V230L226 229H223ZM245 230V231H246ZM12 231V232H11ZM168 231H170V229H168ZM167 231V232H168ZM193 231V230H192ZM191 231V232H192ZM227 231V232H228ZM233 231V230H232ZM261 231V230H260ZM84 232V231H83ZM163 232V231H162ZM186 232H187V230H186ZM189 232V231H188ZM209 232H210V230H209ZM220 232V231H219ZM222 233H223V231H221ZM231 232V231H230ZM244 232V231H243ZM241 233V234H244V233ZM247 232V231H246ZM249 232H251V230H249ZM263 232V231H262ZM139 233V234H138ZM149 233V232H148ZM147 233V234H148ZM176 233V232H175ZM185 233V232H184ZM206 233H207V231H206ZM205 233V234H206ZM211 233V232H210ZM215 233V232H214ZM248 233V232H247ZM247 233L244 235L245 237H247L246 235H247ZM259 233V232H258ZM264 233V232H263ZM262 233V234H263ZM87 234V233H86ZM189 234V233H188ZM192 234H194V233H192ZM216 234V233H215ZM227 234V233H226ZM231 234H234V232L233 233H231ZM256 234V233H255ZM5 235H3V237L5 236ZM239 235V234H238ZM238 235H234L235 237L236 236H238ZM259 235V234H258ZM164 236V235H163ZM225 235H223V237H224ZM227 236V235H226ZM229 236H230V233H229ZM241 236L242 235H240V237L239 238H241ZM242 237V238H245V237ZM255 236V235H254ZM254 236H253V238H254ZM263 235H261V237H262ZM152 237V236H151ZM219 237V236H218ZM249 237V236H248ZM260 237V236H259ZM86 238V237H85ZM173 238V237H172ZM208 238V237H207ZM214 238V237H213ZM238 238V239H239ZM258 238V237H257ZM263 238V237H262ZM262 238H260V239H262ZM184 239V238H183ZM228 239V238H227ZM66 240V239H65ZM185 240V239H184ZM252 240V239H251ZM254 240V239H253ZM66 241H68V240H66ZM246 241V240H245ZM256 241L257 240H255V243H256ZM263 241V240H262ZM52 242V241H51ZM210 242V241H209ZM261 242V241H260ZM189 243V244H188ZM247 243H250V242H247ZM209 244V243H208ZM251 244V243H250ZM193 245V244H192ZM197 245H199V243L197 244ZM204 245H206V244H204ZM254 245V244H253ZM46 245H44V247H45ZM187 246V247H186ZM193 246H195V245H193ZM192 247V246H191ZM191 247L188 249V252H189V250L191 249ZM197 248V247H196ZM202 248H203V246H202ZM206 247H204V249H205ZM210 248H211V246H210ZM232 248V247H231ZM42 249H43V247H42ZM204 249H203V251H204ZM209 249V248H208ZM216 249V248H215ZM214 249V250H215ZM217 249H219V247L217 248ZM81 250V249H80ZM195 250V249H194ZM201 250V249H200ZM212 250V249H211ZM211 250H208V251H206V249H205V253L206 254H204V252L202 253V254H204V255H207V253L209 254L210 253V251ZM213 250V252L215 253L216 252V250L214 251ZM227 250V249H226ZM187 251V250H186ZM192 251V250H191ZM190 251V252H191ZM197 251V250H196ZM195 251V252H196ZM218 251V250H217ZM219 251H220V249H219ZM175 252L177 253V255L175 254ZM184 251H182V253H183ZM187 252V253H188ZM189 252V253H190ZM194 252V251H193ZM194 252V253H195ZM229 252V251H228ZM192 253V252H191ZM194 253L192 254V255H194ZM198 253V252H197ZM219 254H220V252H218ZM217 253V255H215L214 256V258L217 260V258H216V256L218 257L219 256V254ZM37 254V255H36ZM184 254V253H183ZM183 254H182V258L184 257L183 256ZM186 254V253H185ZM184 254V255H185ZM198 254H200V251H199V253ZM197 254V255H198ZM233 254V253H232ZM237 254H238V252H237ZM36 255V256H35ZM203 255V256H204ZM221 255V254H220ZM228 255V254H227ZM230 256H229V258L232 256L231 254H229ZM234 255V254H233ZM41 256V255H40ZM190 256H191V254H190ZM190 256H189V258H190ZM202 256V257H203ZM208 256H210V255H208ZM211 256H213V255H211ZM210 256V257H211ZM235 256V255H234ZM198 258H199V255L197 256ZM219 257H223V256H219ZM225 257V256H224ZM228 257V256H227ZM74 258V257H73ZM182 258H181V260H182ZM188 258V257H187ZM197 258V261H199L198 263H200L201 262V257H200V259H198ZM204 258V257H203ZM213 258V259H214ZM235 258H236V256H235ZM32 259V260H33ZM38 258H36L35 260H37ZM209 259V258H208ZM228 259V258H227ZM226 259V260H227ZM63 260V259H62ZM179 260L180 259H178V262L176 263V264H178V263H180V264H182L181 262H179ZM180 260V261H181ZM188 260V259H187ZM192 260V259H191ZM212 260V259H211ZM218 260H219V258H218ZM220 260H221V258H220ZM219 260V261H220ZM230 260H232V259H230ZM233 260H235V259H233ZM186 260H184V262H185ZM202 261H204V259L202 260ZM213 261V260H212ZM211 261V262H212ZM183 262V261H182ZM195 262H196V259H195ZM194 261H193V263L192 264H194L195 263ZM214 262V261H213ZM216 262H218V261H216ZM215 262V263H216ZM224 262V261H223ZM234 262V261H233ZM233 262L231 263V264H233ZM258 262V261H257ZM256 262V263H257ZM260 260H259V263H257V264H260ZM261 263H263V262H261ZM28 264H30V263H28ZM73 264V263H72ZM185 264H186V262H185ZM197 264V263H196ZM205 264H208V262L206 263L205 262ZM218 264V263H217ZM230 264V263H229ZM248 264H250V263H248ZM255 264V263H254ZM264 264V263H263Z\"/></svg>","mask_w":264,"mask_h":264}]
</instances>
